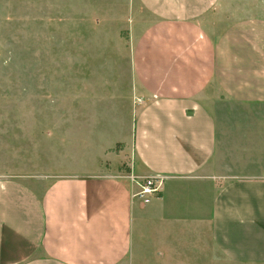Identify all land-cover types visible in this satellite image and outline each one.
<instances>
[{"label": "crops", "instance_id": "1", "mask_svg": "<svg viewBox=\"0 0 264 264\" xmlns=\"http://www.w3.org/2000/svg\"><path fill=\"white\" fill-rule=\"evenodd\" d=\"M136 1L151 25L131 40L146 99L131 133L92 134L91 168L40 187L0 178V264H264V174L250 173H264V17L236 0ZM213 88L248 113L219 117ZM129 150L164 179L148 203L100 169Z\"/></svg>", "mask_w": 264, "mask_h": 264}, {"label": "rangeland", "instance_id": "2", "mask_svg": "<svg viewBox=\"0 0 264 264\" xmlns=\"http://www.w3.org/2000/svg\"><path fill=\"white\" fill-rule=\"evenodd\" d=\"M236 2L241 17H264V0ZM150 25L136 0H0V178L40 187L44 177L91 168L92 153L83 154L92 134L131 133L146 102L130 75L131 40ZM208 93L223 104L219 117L248 113L218 89ZM247 158L250 163L252 155ZM231 159L228 166L244 163ZM135 162L129 150L120 166L100 169L144 183L150 177L140 176Z\"/></svg>", "mask_w": 264, "mask_h": 264}, {"label": "built area", "instance_id": "3", "mask_svg": "<svg viewBox=\"0 0 264 264\" xmlns=\"http://www.w3.org/2000/svg\"><path fill=\"white\" fill-rule=\"evenodd\" d=\"M163 182L164 179L159 176L148 178L144 183H139L141 190L137 196L143 199L145 203H148L150 197L162 192Z\"/></svg>", "mask_w": 264, "mask_h": 264}]
</instances>
